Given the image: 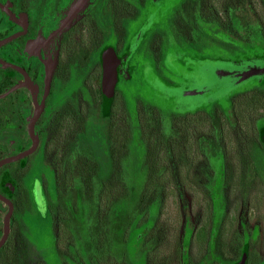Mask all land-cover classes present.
Returning a JSON list of instances; mask_svg holds the SVG:
<instances>
[{"label":"flooded vegetation","instance_id":"flooded-vegetation-1","mask_svg":"<svg viewBox=\"0 0 264 264\" xmlns=\"http://www.w3.org/2000/svg\"><path fill=\"white\" fill-rule=\"evenodd\" d=\"M78 3H83L78 17L64 30L62 21ZM173 40L179 44L175 49ZM213 49L222 53H206ZM112 58L118 60L117 82L112 106L105 111L98 87L103 62ZM207 64L215 65L218 79H229V87L214 93L207 86L187 89L178 83L201 77ZM164 66L175 73L165 78ZM138 70L141 84L155 89L159 82L167 95L170 184L180 182L168 191L192 196L191 201L202 196L210 210L196 222V206L179 220L183 234L176 264H202L200 258L207 255L213 258L204 264H264V254L257 253L258 246L264 252V0H0V96L21 86L0 98L11 97L0 105V130L6 124L10 132L6 144L0 141V162L31 150L32 124L37 138L32 154L0 166V212H5L0 264H128L123 249L118 258L108 251L95 261L94 229H85L79 207L63 205L57 196L83 190L90 201L94 190L74 184L85 178L79 169L83 153L94 151L81 132L78 139L79 129L90 136L94 125L101 130L118 122L124 133L127 108L120 86L139 79ZM136 94L135 106L142 110L144 95ZM192 98L198 101L180 107V100ZM95 109L102 125L94 124ZM180 118L200 123L195 133H178L175 121ZM69 130L74 140L66 137ZM199 130L204 132L201 142ZM122 145L120 165L125 140ZM119 171L125 178L123 168ZM241 197H246V211L261 223L243 228L247 246L238 263L241 243L231 219ZM102 208L107 209L96 207L98 226L108 216ZM35 214L33 227L42 231L43 225L51 232V255L42 254V235L29 236ZM157 224L153 221L148 230L140 222L134 264H171L152 259L149 247L158 239Z\"/></svg>","mask_w":264,"mask_h":264},{"label":"rangeland","instance_id":"rangeland-1","mask_svg":"<svg viewBox=\"0 0 264 264\" xmlns=\"http://www.w3.org/2000/svg\"><path fill=\"white\" fill-rule=\"evenodd\" d=\"M78 15H79V13L77 12L76 16L71 17V19L68 21L66 28L64 30H66L70 26H72L73 22L78 17ZM68 18H69V14L62 21L61 25H63L67 21ZM134 25H136V24H134ZM177 46H179V44L175 40H173L172 44H171V49H175V47H177ZM206 53H208L209 55L210 54L215 55V54H219L222 52H215V49H213V51H209ZM223 55H224V57H230L231 56V54L225 53V52ZM138 59L136 58V60H138ZM144 61H145V58H143V60H140L139 63L142 65V63ZM215 68L216 67L213 64L204 65L202 68L203 75L201 77H199V78L189 77L187 83H183V81L178 82V83L182 86H185L184 88H187V89H200L203 86H207L214 93H216V91L224 90L226 87H229V85H230L229 79H225V80L218 79L214 74ZM224 68L230 69L227 66H225ZM160 69L162 70V72H163L162 75L165 78L172 76V74L175 73L174 71H176L175 68H173L171 71V69H168L167 66H164V68L161 67ZM137 72H140V73H138V76H140L139 79H135L134 82L123 84L122 86H120L121 87L120 89L124 93L122 99L126 103V107L128 109H131L132 105L135 104L137 92H139L140 94L142 93L144 95L143 98L157 102V103H159L160 106H166L167 107L168 106L167 95L161 93V91L159 89V88L165 89L164 85L157 82L155 85L156 87L152 85L155 88V89H153L151 86L144 85L145 84L144 81H142V84H141L140 83V79L142 76L141 70H138ZM149 73L152 74L151 71H149ZM154 73L156 74V72H154ZM177 91H179V90H177ZM182 91L178 92V93L181 94ZM9 98H11V97H9ZM9 98H7V100H9ZM7 100H0V105H4L7 102ZM195 101L197 102L198 99H195V98L183 99V100L179 101V105L182 108V106H185V105L189 106V105L194 104ZM94 113H95L94 118L96 120L94 122V124L102 125L104 122L99 121V119H98V117L100 115L98 109L97 110L95 109ZM164 119L165 120L168 119V114L164 113ZM5 128L6 129H4V131L0 130V141L3 142L4 144H6V142L9 141L7 137L10 134V132L7 129L6 124H5ZM202 134H204V132H201L200 130L196 133V137L199 136L198 140H200V135H202ZM100 139H101V137H99L98 140H100ZM181 140L182 141L184 140L183 136L181 137ZM203 141H204V139H203ZM200 142H201V140H200ZM136 150H137V148H135L133 152L135 153ZM140 151H142L141 148H139V152ZM200 152L202 154V151L198 149V153H200ZM201 157L205 158V156H203V155H201ZM138 161H140V165H141L138 168L139 169L138 171H140V172L138 175L132 176V178H138V179H141V181H143L146 178L145 171L143 169L144 164L142 163V159L138 160ZM144 161H145V159H144ZM136 162H137L136 156L135 155L133 156L131 154V151L129 150V152H127L125 155V159L122 163V168L124 170L129 171V169L131 170L133 168V165H135ZM205 167L207 170V168H208L207 165ZM198 168H200V166ZM208 169L210 170V168H208ZM167 171H168L167 177L169 179L167 181L166 186H165V187H167L165 190V192H167V193H166V195H164L163 197H161L158 200V201H160L161 205L163 206V212L157 220V222H158V224H157L158 239H155L153 241V243H152L151 247H149V249H150V252L152 254V259H158L159 258L157 262H162L166 259H169L171 264H176L177 259L181 257V247H182L181 236L183 234L182 228H179V220H182L183 217L187 218L188 213H189V215L191 214V212L193 213V210L195 209L196 206H197V210H199V211H197V214L194 215L196 222H197L198 218H201V216L204 219H206L207 216L209 215L210 210L208 208L207 201H205L202 196H198L199 198L197 196H194V201H191L192 196H188V195L186 196V194H184L182 192L177 194V195H174V194L171 195L170 192H172V190L168 191V188L169 187L171 188V186L177 188L179 186L180 182L174 181V182H171V184H170V176L169 175H170V172L172 174L173 170H172V168L169 169V165H168ZM210 171H212V168ZM202 172H205L204 168H203ZM193 182H195V180H193ZM61 184H63V183L61 182ZM74 184H75V187L77 185V187H80L81 189H83L81 186V183L78 180L74 181ZM141 185H143V183H141ZM195 187L197 188L198 186H195ZM187 189H189V186H187ZM80 191H78L76 193H71L70 195H66L65 197H62V196L58 197L57 196V199L59 200L60 203H63V205L66 204L69 207L70 206L79 207L82 210V212L79 214L83 215V217L79 216V218L81 221L84 218L85 222H84L83 226L85 227V229L86 228L91 229V230H92V228L94 229L93 235H94L95 239H92L90 241V243H91V246L94 248L93 253H94L95 261L98 259H102L104 254L107 253L108 251L110 252V255H112L114 257L116 256V258H118L119 254L122 253V249L126 252V249L128 248L127 245H123L122 237H124L123 241L124 240L126 241L127 228L129 227V225L133 219L134 209L132 208L133 207V204H132L133 202L131 201L132 198L130 201L127 200L124 202L123 201L118 202V203H115L112 206L108 207V209H106V210H109L107 213L108 214L107 218L104 219L102 221V223H100V225L98 226L97 225V218H96L97 210H96V206L94 203L95 197H93L89 201L86 193H83V190H82V192H80ZM135 191H132V189H130L128 191V195L135 193ZM137 191L139 193V190H137ZM97 192H98V190L94 191L93 195L97 194ZM126 202H127V204H126ZM237 203L240 204V206H242V207H240L238 205V210H236V212H234V213L232 212V219L231 220H232V222H235L236 239L241 243V244L237 245L238 247L239 246L241 247L240 252H242V255L240 254L238 257V260H237V262L239 263L241 258H243L244 254L246 253L245 247L247 246L246 242H245L246 237L244 236L243 228L245 227L246 229H252L253 227H256L257 225H259L261 223V220L252 218L251 213L246 211V208H245L246 197L239 198V202L237 201ZM179 207L181 208V210ZM106 210H104L103 212H106ZM4 213L5 212H0V220H2ZM233 214L235 215V217L233 216ZM135 218H136L135 219L136 221H141L139 214H136ZM29 221H30L29 222L30 223L29 224V226H30V234H29L30 238L34 240L35 238H38L39 236L42 235V254L46 255V256H48L49 254L51 255L52 251L50 249H51V245H53V242H52V238H51V234H50L51 232H50L49 228L46 226L43 227V225H42V231H41L40 228L33 227L34 225H37V223H38V215L37 214L33 215V217L29 219ZM262 230H264V227L262 228ZM77 233L80 235L79 230ZM127 237H128V234H127ZM196 238H198V237H196ZM159 240H160V243L158 244L157 242ZM257 250H258L257 253H260V255L264 254L263 246H258ZM212 258L213 257L208 256V255L205 257H202V258H200L201 263L204 264L206 261H209Z\"/></svg>","mask_w":264,"mask_h":264},{"label":"trees","instance_id":"trees-1","mask_svg":"<svg viewBox=\"0 0 264 264\" xmlns=\"http://www.w3.org/2000/svg\"><path fill=\"white\" fill-rule=\"evenodd\" d=\"M148 15L150 17V12ZM146 21L149 23L151 19ZM100 86L98 87V95H102ZM2 92L0 91V93ZM143 103V111L135 104L132 105L131 109L126 107V128L124 133L120 129L118 122H109L112 125L106 123L102 125L104 127L101 130L96 129L97 125H94V128L89 130L90 136L87 130L82 131L83 129H79L78 132V139L81 132L85 140L93 142L91 143L94 151L83 153L84 157L82 159L84 162L79 165V169L85 176L80 183L82 182L87 189L98 190L97 194H90L89 196L91 197L90 199L95 197V206L107 207L108 209L115 203L130 201L132 198L134 213L133 219L127 228L128 237L126 234L128 264H134L135 262L140 222H143V226H146L149 230L152 227V222L157 221L163 212V206L158 200L167 193L165 192L167 188L165 186L168 181L169 147L172 140L169 136V121L164 119V113H169L168 106H160L159 103L148 99H144ZM175 125L178 128V133L192 135L200 123L193 121V119L180 118L175 121ZM74 134L72 130H69L66 137L72 140V135L74 136ZM99 137H101L100 140H98ZM124 140L126 153L130 150L131 154L135 155L137 159L131 170L123 169L126 180L121 177L122 174H119V167L122 170V164L120 165L122 154L120 150ZM141 143L143 147L139 146ZM135 148L137 150L134 153ZM139 148L142 151L139 152ZM141 159L146 176L143 181L138 178H132V176H136L140 172L138 168L141 165L138 160ZM130 189L132 191L136 190L135 193L128 195ZM137 190H139V193ZM102 210L106 209L102 208ZM108 211L106 210V214ZM136 214H139L141 221L135 220Z\"/></svg>","mask_w":264,"mask_h":264},{"label":"water","instance_id":"water-1","mask_svg":"<svg viewBox=\"0 0 264 264\" xmlns=\"http://www.w3.org/2000/svg\"><path fill=\"white\" fill-rule=\"evenodd\" d=\"M82 5H83V3H78L72 7V9L69 13V18L63 24V28H66V25H67L68 21L71 19V17L76 16L77 12H79L81 7H83ZM117 65H118V60L115 58H112L109 60L108 59L104 60V71H103V79H102V96H103V108L105 111H108L111 108L112 102L114 99L115 87H116V82H117ZM20 87L21 86H17V87L10 89L7 93H5L4 95H1L0 98L7 97L8 95L13 93L14 91H16ZM33 131H34V127L32 124L30 126V129H29V133H30V135L33 139V142H34V145L31 148V150H28V151L22 153L21 155L16 156L13 159H7V160L0 162V166H2L3 164H6L8 162H11V161H17L19 159H22V158L32 154L35 151L36 146H37V138L34 136ZM4 241H5V239L0 244V246L4 243Z\"/></svg>","mask_w":264,"mask_h":264}]
</instances>
